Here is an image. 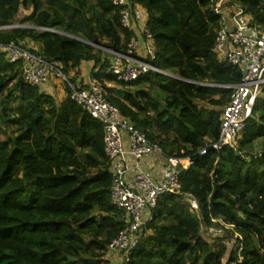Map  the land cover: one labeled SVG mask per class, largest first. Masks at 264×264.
Masks as SVG:
<instances>
[{
  "label": "trees",
  "instance_id": "trees-1",
  "mask_svg": "<svg viewBox=\"0 0 264 264\" xmlns=\"http://www.w3.org/2000/svg\"><path fill=\"white\" fill-rule=\"evenodd\" d=\"M128 1L146 11L153 64L183 80L149 72L122 82L106 72V49L124 52L134 36L121 25L123 6L110 0H0V24L13 23L20 6L31 8L19 20L29 26L0 30V42L30 48L67 76L73 72V82L80 64L92 61L91 75L123 117L168 155L193 158L179 180L199 214L178 194L160 195L124 264H264L263 93L236 146L199 156L207 140L218 139L213 108L231 93L222 85L241 78L212 50L222 17L209 0ZM241 1L264 26V0ZM64 90L56 101L23 80L19 62L0 54V264H107L108 245L124 227L110 199L103 125ZM202 226L220 227L241 242L242 260L225 243L208 242Z\"/></svg>",
  "mask_w": 264,
  "mask_h": 264
},
{
  "label": "built area",
  "instance_id": "built-area-1",
  "mask_svg": "<svg viewBox=\"0 0 264 264\" xmlns=\"http://www.w3.org/2000/svg\"><path fill=\"white\" fill-rule=\"evenodd\" d=\"M110 1L115 6H123L120 9L121 25L131 29L134 36L124 52L106 49L112 59L106 72L122 82L135 81L149 72L169 73L153 64L155 45L141 7L131 6L128 0ZM209 1L212 10L222 17L212 50L219 60L237 67L241 78L239 82L222 85L230 89L231 93L222 107L218 139L207 140L198 149L199 156L206 155L209 149L219 151L224 147L236 146L256 99L264 91V26L255 23L240 5L230 4V0ZM231 6L237 11L228 15ZM17 27L23 25L0 24V30ZM0 54L9 63L19 62L23 80L41 91L53 76L61 79L70 88V98L91 117L101 121L104 153L111 174L110 199L121 211L120 217L124 223L123 229L107 248L106 256L113 253L119 255L115 264L128 261L131 251L145 233V226L152 218V210L160 195L178 194L189 204L192 212L199 214L196 198L181 191L179 180V174L194 163L193 158L168 155L159 145L151 142L107 100L105 88L90 72L84 83H74L58 65L15 41L0 42ZM153 156L161 159L159 172H154L148 166L147 162ZM230 246L240 262L242 243L233 238ZM223 263L235 264L233 261L227 263L225 259Z\"/></svg>",
  "mask_w": 264,
  "mask_h": 264
},
{
  "label": "crops",
  "instance_id": "crops-1",
  "mask_svg": "<svg viewBox=\"0 0 264 264\" xmlns=\"http://www.w3.org/2000/svg\"><path fill=\"white\" fill-rule=\"evenodd\" d=\"M142 14L144 18L147 19L146 11L141 7ZM14 23V22H13ZM31 43V42H30ZM93 66L92 61H83L79 68L78 72L74 73L75 80L77 83H84L89 75L90 69ZM73 74V72L71 73ZM42 91L52 95L56 101L61 102L65 98V90L60 85V80L51 79L46 85L43 86ZM257 143V148L260 149L261 147V139H257L255 141ZM148 166H150L154 172H159L161 159L158 156H153L148 162ZM108 261L107 264H115L119 259V255L116 253L110 254L109 256L105 257Z\"/></svg>",
  "mask_w": 264,
  "mask_h": 264
},
{
  "label": "rangeland",
  "instance_id": "rangeland-1",
  "mask_svg": "<svg viewBox=\"0 0 264 264\" xmlns=\"http://www.w3.org/2000/svg\"><path fill=\"white\" fill-rule=\"evenodd\" d=\"M241 2H242L241 0H230L229 3L232 4V5H239ZM236 11H237V9L234 6H231V7L228 8L227 14L230 15L231 13L236 12ZM30 12H31V8L26 9V8L20 6V8H19V10L17 12V15H16V17H15L13 22L16 23V24H20L19 20L22 19L24 16L30 14ZM21 25L29 26L28 23L21 24ZM111 60L112 59L110 58V63H111ZM69 77L72 78L73 74H70ZM51 79H56V77L53 76ZM57 79L60 80L61 87L63 89H65L67 84L64 81H62L61 79H59V78H57ZM74 83H77L76 80L74 81ZM115 93L118 95L117 91H115ZM262 95H264V92H263ZM213 109L218 111L219 118H220L221 117L222 107H215ZM254 147H255V151H259V149L257 148V143H255ZM244 157H245V155H244ZM201 234L208 242L213 243V244L225 243L227 245V247H228V250L231 249L230 245H231V242L233 240V237H230L229 233H227L222 228L215 227V226L207 228L205 226H202Z\"/></svg>",
  "mask_w": 264,
  "mask_h": 264
},
{
  "label": "water",
  "instance_id": "water-1",
  "mask_svg": "<svg viewBox=\"0 0 264 264\" xmlns=\"http://www.w3.org/2000/svg\"><path fill=\"white\" fill-rule=\"evenodd\" d=\"M56 32H58V31H56ZM59 33L65 34L64 32H59ZM66 35H68V34H66ZM86 43H88V42H86ZM89 44H91V43H89ZM165 75L182 80V78H180V77H178V76H176L174 74H171V73H165Z\"/></svg>",
  "mask_w": 264,
  "mask_h": 264
}]
</instances>
